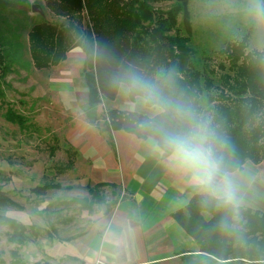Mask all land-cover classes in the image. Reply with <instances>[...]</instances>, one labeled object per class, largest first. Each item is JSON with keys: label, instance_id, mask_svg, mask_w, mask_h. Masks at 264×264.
I'll use <instances>...</instances> for the list:
<instances>
[{"label": "trees", "instance_id": "1", "mask_svg": "<svg viewBox=\"0 0 264 264\" xmlns=\"http://www.w3.org/2000/svg\"><path fill=\"white\" fill-rule=\"evenodd\" d=\"M44 1L54 16L67 23L42 22L29 29L27 43L33 69L56 67L70 51L79 48L85 56L90 107L103 100L114 101L120 87H125L130 102L142 98L147 109L159 110L151 117L108 110L104 116L107 130L151 139L169 155L164 144L166 132H186L205 125L211 133L210 146L219 163L220 179L241 171L246 163L258 165L263 161L264 48L249 49L253 24L240 38L228 40L204 56L201 69H197L189 38L177 29V17L186 16L189 0H174L169 10L161 13L151 4L170 0ZM7 61L0 48V80L9 70ZM133 79L151 85L157 98L147 99L144 90L130 87ZM6 119L24 124L11 110ZM48 189L69 188L50 184L31 192ZM188 191L192 193L188 204L172 217L196 243L199 254L183 256V264H264V214L224 204L206 192L196 193L194 188ZM89 195L90 199L76 197L62 203L90 211L102 202L97 192L89 190ZM5 205L15 206L0 189V206ZM0 222L12 231L17 245L40 237L37 227L27 228L12 217L0 215Z\"/></svg>", "mask_w": 264, "mask_h": 264}, {"label": "crops", "instance_id": "2", "mask_svg": "<svg viewBox=\"0 0 264 264\" xmlns=\"http://www.w3.org/2000/svg\"><path fill=\"white\" fill-rule=\"evenodd\" d=\"M37 71L34 73L45 78L35 94L61 100L60 117L67 124L63 137L69 149L77 153L74 165L57 181L62 188H69L59 191L63 200L88 198L89 190L97 192L96 189L98 196L104 197L100 206L93 207L85 231L67 234L70 229H63L57 230V238H38L50 244L72 245L70 253H65L57 264H167L180 262L183 256L198 255V246L172 215L188 204L192 196L188 190L194 188L198 194L205 191L190 175L173 169L169 155L153 140H141L122 130L109 131L104 120L100 128L91 123L100 115L97 106L101 104L89 106L81 49L70 51L58 66ZM127 101L136 100L130 102L127 95ZM124 104L125 101L122 105L116 102L108 110L129 111ZM86 107L95 108L92 119L83 117ZM142 111L139 110L141 114ZM225 176L235 187L233 205L264 214V159L258 165L246 163L241 171ZM112 199V206L107 207ZM68 238L72 239L65 241ZM37 259L56 264L46 254Z\"/></svg>", "mask_w": 264, "mask_h": 264}, {"label": "rangeland", "instance_id": "3", "mask_svg": "<svg viewBox=\"0 0 264 264\" xmlns=\"http://www.w3.org/2000/svg\"><path fill=\"white\" fill-rule=\"evenodd\" d=\"M173 4L174 0H170L151 4V7L161 13L168 11ZM34 5L41 8L42 14L31 11ZM263 11L264 0H189L186 16L181 14L177 17V29L189 38L195 67L201 69L204 56L220 49L226 41L240 38L250 24H253L254 31L249 49H263ZM82 16L85 19V12ZM42 22L54 25L67 23L66 19L54 16L44 0L0 2V48L9 66L0 80V189L15 204L0 206V215L12 217L27 228L33 225L39 229V236L49 239L51 235L52 238L60 236L58 231L63 229H70L67 234L85 231L91 222L93 207L100 206L104 197L99 196L101 204H94L90 211H84L78 205H64L60 190L31 192L43 185H60L57 183L60 175L70 169L77 159V153L69 149L63 137L67 124L60 117L61 100L56 101L46 94H35L37 85L45 77L34 73L39 71L33 69L30 62L27 33L34 24ZM124 101L127 110L139 112L142 109V113L149 117L159 111L147 109L142 98L129 103L125 87H120L114 102L105 100L108 106L116 102L122 105ZM105 102L97 106L100 115L91 121L97 128L103 127L108 111ZM89 109L86 107L83 111V117L88 120L86 112ZM8 110L21 117L24 124L7 121ZM112 203L113 199L107 207ZM27 234L30 235V232ZM11 235L12 231L0 222V264H47L43 259L38 261L42 254L48 255L57 264L65 253L68 255L73 249L72 245L60 242L50 244L39 240V237H30L23 245H17ZM189 256L194 258L197 255ZM167 264L183 263L180 260Z\"/></svg>", "mask_w": 264, "mask_h": 264}, {"label": "clouds", "instance_id": "4", "mask_svg": "<svg viewBox=\"0 0 264 264\" xmlns=\"http://www.w3.org/2000/svg\"><path fill=\"white\" fill-rule=\"evenodd\" d=\"M130 87L144 90L147 99L155 100L158 96L151 85L137 79L131 81ZM210 138L205 125L194 126L186 132H166L164 144L170 153L168 162L173 169L190 175L208 195L224 204H234L236 191L230 178L224 176L216 180L219 163L211 149Z\"/></svg>", "mask_w": 264, "mask_h": 264}, {"label": "water", "instance_id": "5", "mask_svg": "<svg viewBox=\"0 0 264 264\" xmlns=\"http://www.w3.org/2000/svg\"><path fill=\"white\" fill-rule=\"evenodd\" d=\"M31 11H32V12H36V13H38V14H42V10H41V8H40L39 6H36V5H34V6L31 7ZM94 115H95V108L90 109V110L88 111V113H87V116H88L90 119H92V118L94 117ZM219 179H220V176L217 174V176H216V180H219Z\"/></svg>", "mask_w": 264, "mask_h": 264}, {"label": "built area", "instance_id": "6", "mask_svg": "<svg viewBox=\"0 0 264 264\" xmlns=\"http://www.w3.org/2000/svg\"><path fill=\"white\" fill-rule=\"evenodd\" d=\"M84 264H92L91 262H88V263H84ZM95 264H100L98 261L95 262Z\"/></svg>", "mask_w": 264, "mask_h": 264}]
</instances>
